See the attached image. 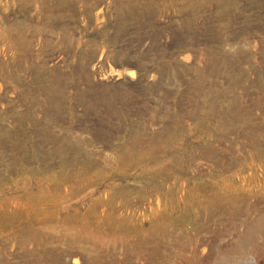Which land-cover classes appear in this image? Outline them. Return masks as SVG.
<instances>
[{
	"label": "rangeland",
	"instance_id": "obj_1",
	"mask_svg": "<svg viewBox=\"0 0 264 264\" xmlns=\"http://www.w3.org/2000/svg\"><path fill=\"white\" fill-rule=\"evenodd\" d=\"M0 264H264V0H0Z\"/></svg>",
	"mask_w": 264,
	"mask_h": 264
}]
</instances>
